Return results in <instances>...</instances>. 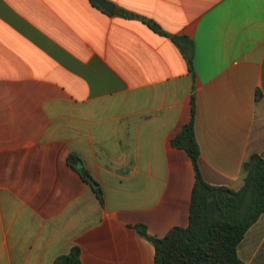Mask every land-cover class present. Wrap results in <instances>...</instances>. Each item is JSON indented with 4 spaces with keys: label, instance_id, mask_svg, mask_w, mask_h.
<instances>
[{
    "label": "crops",
    "instance_id": "0c3cea01",
    "mask_svg": "<svg viewBox=\"0 0 264 264\" xmlns=\"http://www.w3.org/2000/svg\"><path fill=\"white\" fill-rule=\"evenodd\" d=\"M102 1L113 12L0 0V264H55L75 246L83 264H156L135 226L189 225L195 170L172 140L193 97L207 183L239 190L264 153V0ZM175 35L193 41L194 74ZM238 254L264 264V215Z\"/></svg>",
    "mask_w": 264,
    "mask_h": 264
},
{
    "label": "trees",
    "instance_id": "16d2710c",
    "mask_svg": "<svg viewBox=\"0 0 264 264\" xmlns=\"http://www.w3.org/2000/svg\"><path fill=\"white\" fill-rule=\"evenodd\" d=\"M90 1L102 9L96 0ZM115 14L126 19L137 17L121 8ZM148 23L153 30L166 35L155 23ZM171 39L184 55L190 73L194 74L193 41L177 35ZM261 97L257 91V101ZM195 114L193 97L191 119L172 140L175 148L188 153L195 170L189 225L176 227L163 238L150 235L145 224H137L135 228L154 246L156 264H245L239 257V247L250 228L264 215V153H255L244 163L246 176L239 190L207 183L199 164L201 150L195 133ZM82 176L104 204L100 184L85 170ZM55 264H83L80 247L75 246L69 254L58 257Z\"/></svg>",
    "mask_w": 264,
    "mask_h": 264
},
{
    "label": "water",
    "instance_id": "95a60500",
    "mask_svg": "<svg viewBox=\"0 0 264 264\" xmlns=\"http://www.w3.org/2000/svg\"><path fill=\"white\" fill-rule=\"evenodd\" d=\"M96 1L99 2V3H101V4H103L108 11L113 12L114 7L112 5L105 4V3H103L102 0H96Z\"/></svg>",
    "mask_w": 264,
    "mask_h": 264
}]
</instances>
